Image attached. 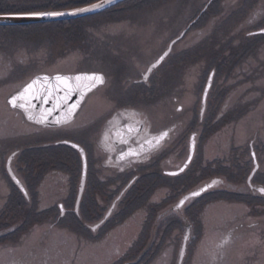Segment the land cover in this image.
I'll use <instances>...</instances> for the list:
<instances>
[{
  "label": "rangeland",
  "instance_id": "1",
  "mask_svg": "<svg viewBox=\"0 0 264 264\" xmlns=\"http://www.w3.org/2000/svg\"><path fill=\"white\" fill-rule=\"evenodd\" d=\"M141 1V4L123 9L111 8L103 14L78 18L69 26V32H55L50 29L51 26L25 32L14 26L0 27V206L5 195L8 197L6 201H9L14 200V195L19 193L18 189L14 191L3 170L7 156L17 149L24 153L26 148L53 144L60 138L59 127L30 124L7 101L12 92L40 73L100 72L104 75V83L86 97L90 115L101 116L107 106H114L109 95L117 99L118 91L121 97L128 99L124 101L145 108L152 116L154 125H159L162 123L160 117H164L170 107L174 108L177 104L170 106L171 99L165 98L168 91L178 95V102L189 109L196 108L194 118L199 119L202 89L210 70L216 66L219 71L216 70L218 75H214L211 97L219 92L223 95L217 112L224 113L218 114L211 131L198 135L202 142L198 144V156L191 173L194 171L199 175L204 169L206 175L221 173L218 174L221 181L230 183L232 190L237 191L235 186L241 187L242 184L241 188L245 189L247 182L242 179H246L253 168L251 150L258 164L257 172H264V34L252 33L264 28V0H221L219 13L210 18L205 27L196 29L198 24H195L188 30L208 32L212 38L217 35L219 42L216 43L215 51L207 49L199 53L194 49L187 56L176 48L154 72L151 81L156 82L158 79L159 85L151 96L142 87L128 88L126 76L136 74L155 60L165 50L175 32L185 31L206 0ZM247 41L258 43L248 53L244 47ZM119 46L122 49L116 52ZM183 82L186 84L181 85ZM200 82L203 86L199 92ZM166 101L167 104L163 105ZM207 102L208 105V99ZM175 116L176 113L173 118ZM202 121L194 123L198 125ZM194 123H190L188 128H195ZM41 150L43 155L36 160V170L41 168L42 163L47 161L48 164L50 161L45 154L46 149ZM175 157L179 159L178 152ZM51 158L56 160L57 156ZM58 159L64 162L68 170L50 169L52 166L45 164L48 178L41 192L43 198L49 200L48 204L56 203L58 209L59 204H64L65 214L62 216L60 209L55 212V216L59 213L62 217L56 226L52 225V218L55 217L52 216L23 231L17 242L0 244V264H82L84 259L89 261L85 264H114L128 253L139 237L140 226H144L147 221L143 219L148 217V212L139 211L150 209L149 196L144 208L137 209L123 223L113 225L114 228L105 227L104 231L110 230L106 239L88 240L86 234L94 237L101 234L103 229L96 232L90 230V234L91 212L85 215L83 207L76 211L75 203L68 200L71 192L72 196L77 194L81 173L80 156L68 151L65 154L63 152ZM21 163H18L17 156L13 162L15 171L27 178L30 172ZM17 166H22V169L19 170ZM90 167L91 163L87 159V172L92 173ZM219 167L226 170L220 171ZM196 176L189 178V181ZM179 183L172 185L177 189L181 185ZM26 188L30 194L28 186ZM84 193L87 194V191ZM227 196L219 194L204 200L190 212L186 208L184 214L187 224L183 229L177 224L170 225L179 217L175 213L162 219L154 240L157 242L160 239V248L153 254L155 256L151 261L148 259L145 262L173 264L187 230L189 236L182 264H264V201ZM85 197L90 200L89 196ZM166 197L167 193L159 191L153 199L164 202ZM15 199L19 203L17 206H21L15 207L16 211L20 210L24 214L30 210L27 204L31 205V201L24 204L18 197L15 196ZM11 216L7 220H11ZM23 218L8 221L7 226ZM74 222L86 230L70 229ZM85 222L89 223V228H86ZM168 225L170 230L166 232ZM66 226L68 228H64ZM48 227L46 231L44 228ZM73 230L80 235L83 231L86 239H80Z\"/></svg>",
  "mask_w": 264,
  "mask_h": 264
},
{
  "label": "flooded vegetation",
  "instance_id": "2",
  "mask_svg": "<svg viewBox=\"0 0 264 264\" xmlns=\"http://www.w3.org/2000/svg\"><path fill=\"white\" fill-rule=\"evenodd\" d=\"M141 2H142L141 0H127L120 3V5L115 9H123L129 7L130 5H135L136 3L139 4ZM188 27L189 25L185 30H187ZM206 36L208 38L204 39V37ZM216 37L217 35H214L212 38L210 34L208 35V32H193V31L175 32L172 35V38L168 40V44L165 47V49L169 46V44L172 43L170 54L176 48L177 50H180L182 53H186L187 56L190 55L192 52H194V49H197L199 53H204L207 51V49H209V51L211 50L215 51L217 47L216 43L219 42V39ZM209 40L211 41L210 44H208ZM120 49H122L121 46H119V48L116 49V52H119ZM152 62H150L145 69L141 68L140 70H138L136 74L134 75L129 74L128 76H126L125 82L126 84H128L127 85L128 88H136L138 86L141 89L142 87V89H145L144 92L148 93L147 95L149 96L153 95L154 91L158 90L156 89L159 85V82L157 83L158 79H156V82L152 80L153 83L151 79L153 78L154 72L162 66V63L158 67L154 68L148 76L144 77L149 65ZM201 83L202 82H200V85L198 87L199 92L203 86V84ZM185 84L186 82H183V84L181 85H185ZM204 87H205V83L202 89V94L204 91ZM212 89L214 90V85L212 86L211 84L206 97V103L203 113L201 112L202 111V95H201V104L199 109L198 120L194 118V115L196 114V108H192V110L189 109L182 102L181 103L178 102L179 101L178 95H172V93H170L171 91H168L165 98L169 99V101L171 99L170 106L174 105L175 103L177 104L174 108H172L173 106L170 107V110H168L167 114H164V117H160V121L162 123H160L159 125H154L152 116H150V114L148 113V111H146L145 108H142L139 105H135L132 102L124 101L128 99H126V97H121L122 94L118 93L117 91V95H116L117 99L116 98L112 99V96L109 95L110 97L109 99L113 100V103H115L114 106H110V107L107 106V109L103 111V114L101 116L95 117L89 114L90 108L87 106L85 99L84 102L81 104L79 110L77 111L74 119L69 124L59 127L60 138L56 142L62 144V142L64 141H71L81 145L86 151L88 163H91L90 170L93 169L92 173H90L91 171H89L87 174L85 189H84V192L85 190L87 191L86 196H89L90 200L86 201V203L83 205L81 204V200H80L77 209L75 206L76 211H78L83 207L86 212L89 213L91 212L92 214L91 217L93 219L91 218L90 225L92 226L89 229V231L91 230L93 232H96L99 231L100 229H103V232L101 234L100 233L96 234L94 237L92 235L88 236V234H86V238L88 240L92 242L95 240L99 241V239L100 240L106 239V237L109 236L110 230L107 229L104 231V228L109 226L107 222L108 218L106 217L105 214L110 210L112 204H114V207L111 212L112 215V213L115 211L117 207V204L122 200L123 197H125L132 190V188L138 187L142 191L145 190L144 194L149 195L151 193L149 195L151 201L150 209L147 210V208H145L144 210L139 212L146 211L148 212V216L151 212H153L154 213L153 216L155 217L157 215L156 211L159 212L160 210L164 209L165 207L173 203L172 199L167 200L168 197L171 198L173 196V198H177L186 191L196 187L201 181L207 179L208 177L212 178L214 177L213 175L221 174V173H212L206 175L205 172L206 169L201 171L199 175L197 173H194V171L191 173L195 159H197L198 156V148H199L198 144L202 142L201 136L199 137L198 135L200 134V132L206 133L211 131L210 129L213 128L212 127L214 126L213 123H215V121L217 120L218 114L224 113V111L217 112L221 104L220 100H222L223 95L219 92L215 94L214 97L212 98L211 97ZM209 92H210V97H208ZM128 95L129 94H127V96ZM123 96H126V94H123ZM207 99L209 101L208 105H207L208 103ZM210 101H212V104ZM165 104H167V101L163 105ZM205 112H207L206 114L208 116V120L206 121V123L202 121L203 123L195 125L194 123L195 121L200 122L203 119ZM174 113H176L177 116L173 118ZM161 114L163 115V113ZM190 123H194L195 128L193 127L191 129L188 128V125ZM128 125L132 126L134 129H138V131L128 132L126 127ZM117 131L120 132L121 134L120 136L116 135ZM106 132L108 133L107 137L105 136ZM165 132H167L168 135L163 137L160 140V142L157 143L156 139L154 138L160 137L161 133H165ZM121 136L123 137L124 140L127 141V143L121 142ZM149 140L152 141L151 144L146 143V141ZM191 141L194 142V151L190 163L182 173L178 175H171L169 173L170 171L181 168L182 165L188 159L190 153ZM64 145L78 153V151L75 150L73 147L66 144ZM129 149H132L134 152L138 153V155H123L125 153H128ZM22 152L23 151L18 149L14 150L7 156V158L11 154H14L10 163L11 168L18 176L19 180H21L26 187L27 186L25 183L26 177L24 178L22 177V175H18L17 171H15L16 165H13V162L15 161L16 157ZM177 152L179 154V159L176 160L175 155ZM250 156L253 161V156L251 151H250ZM6 160L3 170L4 172H6V175L8 176L7 179L10 180V182H12L6 170ZM218 170L224 171L226 169L219 167ZM192 176H196L197 178L195 177L196 179L193 178L194 180L189 181L190 179H192L191 178ZM47 178L48 175L44 174L39 179L40 180V182L38 183L39 189L37 188L38 201L36 206L38 210L56 206V204L53 205V203L48 204L49 200L48 199L45 200L43 198V193L41 192L42 185ZM61 179L65 180L63 177H61ZM246 179H242V180L245 182ZM183 181H186L188 183L184 184ZM175 182L178 183L180 182L179 184H181V185L176 184V186L179 185V188L176 187L177 189H175L174 188L175 186L172 185ZM12 184L14 183L12 182ZM243 185L244 184H242V186ZM244 187L245 189H242V191L214 190L212 191V193L213 194L232 193V195L246 196L250 200L259 199L264 201V194L259 191L260 188L264 187V172L263 173L256 172L255 175L251 178V182L246 183V186ZM17 189L19 192L18 195H22L25 199H27L26 202L29 203V197H30L29 192H28L29 194L28 197H26L18 187ZM173 189H175V191H173ZM159 191L160 192L164 191L165 194L167 193L168 197L165 198L166 202L164 198H163L164 202L161 201L157 202L156 199H153L154 196L158 195ZM6 197L7 195H5V200L2 202L0 207H3L5 211H9L12 209L13 205L8 204V199L6 201ZM75 200H76V196H75ZM15 206L16 208H21V206H17V205ZM27 206L31 207V205L29 204H27ZM96 215L97 217H95ZM144 220L146 219H143V221ZM179 222L182 225V229L184 225L187 224L184 223L183 220H180ZM72 224L73 225L69 227L70 229L77 228L75 222ZM84 224L86 228H89L88 222H85ZM11 225L13 228V224ZM146 225H148L147 221L146 224H144V226H140L141 229L140 233ZM152 225L153 222H150L148 227H151ZM8 228H9L8 226L2 227L0 232H2L3 230L7 231ZM64 228H68V227L66 226ZM79 229L86 230L83 229V227H79ZM74 234L76 236H79V238L82 240H84L85 238L84 234L81 233L80 235L78 231L77 232L74 231ZM148 235H149V230H148ZM147 240L148 237L146 238L143 247L138 251L135 257L123 261L122 264L128 261L135 260L136 257L139 255V253L146 246ZM153 243L154 241L152 242V245ZM152 245L141 257V259L143 257H145L146 259L143 260V262L141 263H140L141 261L140 259L136 264L138 263L149 264V262H145V261H147L148 259H150L151 261L155 256L153 255L155 252H151V253L148 252L151 249ZM176 260L174 261L173 264H176ZM85 262L87 263L89 261L87 259H84L82 261V264H85Z\"/></svg>",
  "mask_w": 264,
  "mask_h": 264
},
{
  "label": "water",
  "instance_id": "3",
  "mask_svg": "<svg viewBox=\"0 0 264 264\" xmlns=\"http://www.w3.org/2000/svg\"><path fill=\"white\" fill-rule=\"evenodd\" d=\"M120 0H113L112 3H106L104 4L103 7L99 8H91L89 11L86 12H79L76 14H71L74 9L77 8H88L92 4L100 3L102 0H96L91 3L75 7V8H70V9H65V10H44V11H55V12H63L65 13L64 15H59V16H19V15H13V13H0V26H23V25H30V24H39V23H49V22H56V21H65V20H71V19H77L80 17L88 16L90 14H94L96 12L102 11L103 9L113 5L114 3L118 2ZM17 13V12H15ZM256 33H264V28L256 31ZM171 45L148 67L146 74L144 77L148 76L150 72L156 68L163 60L164 58L169 54L171 50ZM162 58V59H161ZM155 65V67H153ZM82 73H97L100 74L104 77L102 73L99 72H79V73H55L52 75L46 74V73H41L35 75L29 82H31L35 77L37 76H48L50 79L45 82L41 81L39 84L35 85L33 89H31L28 93L25 94L23 99H18L16 104L14 105L11 103L12 98L14 96H18V94L24 89V87L29 83H26L23 87H21L18 91L14 92L11 94L7 101L12 108H17L19 109L22 114L24 119L34 125L41 126V127H58L65 125L67 123H70L77 111L79 110L81 104L84 102L86 97L93 92L95 89H97L99 86L102 84H96L95 87H92L91 90H89V84L90 82L88 80H81L79 83L80 88L79 90H75L72 92H66L63 88V85L60 84L58 81L55 79H52L55 77L57 74L61 76H66V77H75L76 75L82 74ZM213 71L210 72L203 96H202V112L204 110V105L206 101V96L207 92L210 88L211 82H212V77H213ZM105 81V78H104ZM71 83L76 84V81H71ZM20 104H24V107H20ZM76 105L75 108H72L71 111H69L70 106ZM52 109L51 113L49 114L48 110ZM29 114H31L34 119H29ZM57 120L60 121V123H57ZM42 121V122H41ZM68 145L78 149L81 155V160H82V172H81V178H80V184L78 188V194L76 198V209L79 204V201L81 199V195L83 193L84 185H85V179H86V173H87V160H86V154L84 149L79 146L78 144L72 143V142H66ZM194 151V142L191 141L190 143V153L188 156V159L186 162L182 165L181 168L170 171V174H179L182 171L185 170V168L188 166L192 159ZM14 154H11L6 163V168L7 171L14 181V183L21 189V191L26 194V189L23 186V184L20 182V180L16 177V175L13 173L11 167H10V162ZM252 156L254 158V168L252 169L251 173L249 174L247 178V182L250 183V180L255 173V171L258 168V164L254 155V152L252 151ZM213 180L219 181L217 184H212ZM208 185H211V187H208ZM237 191L242 190L240 186H235ZM264 188V187H263ZM203 189V191H201ZM261 189V188H260ZM214 190H227V191H232L230 183L226 182L225 180L221 181V176H214L212 178H207L203 181H201L196 187L188 190L185 192L178 200L175 202L171 203L164 209L160 210L154 221L153 225L150 228V233L149 237L146 243V246L143 248V250L139 253V255L136 257L135 260L133 261H128L125 262L124 264H136L141 257L144 255V253L150 248L152 245V242L155 240V233L157 230V227L162 219L165 217L172 215V214H177L180 220H183L184 223H187L186 221V216L184 214L185 208L196 198L200 197L201 195L214 191ZM199 193L198 195L193 196L192 193ZM264 193V192H261ZM187 197V199H185ZM184 200V204L180 207L177 208L176 205L181 201ZM114 205L110 208L108 213L106 214V217H108L112 211ZM189 232L185 230L180 250L178 252V259H177V264H182L185 252H186V247H187V240H188Z\"/></svg>",
  "mask_w": 264,
  "mask_h": 264
},
{
  "label": "trees",
  "instance_id": "4",
  "mask_svg": "<svg viewBox=\"0 0 264 264\" xmlns=\"http://www.w3.org/2000/svg\"><path fill=\"white\" fill-rule=\"evenodd\" d=\"M92 1H95V0H0V13L61 10V9L73 8V7H76V6L85 4V3H89ZM207 2H208L207 7L203 11H201L203 7L199 9L198 12L195 14L196 16L192 19V21H190L191 23H190L189 30L191 29V27H194L195 24H198V26H195V27H198L196 29H202L203 27L206 26L210 18H212L213 16H216L219 13L221 0H206V3ZM206 3H204V5ZM135 5H137V3ZM107 11L108 10L101 11L99 14L106 13ZM99 14H96V15H99ZM91 16H94V15H91ZM87 17H90V16H87ZM87 17H84V18H87ZM77 20L79 19L67 20V21H56V22H50V23H39V24H31V25H23V26H14V27L18 28L22 32H25L30 29H40V28H45V27L47 28L48 26H51L50 29H52L55 32H69L70 31L69 26H71V24L73 22H76ZM2 28H6V27H2ZM257 44H258L257 42L251 43L247 41V43L244 45V47H246V53L252 51L257 46ZM213 69L215 70V76H217L218 75L217 71L219 70H217L216 66L213 67ZM207 120H208V116L206 114L203 117L204 123H206ZM223 121L225 120H221V122ZM219 125H221V123ZM41 149H46L45 154L48 157V159H50V161H48V164H47V161L42 163L41 168L38 169L39 170L38 171L36 170L35 165L37 164L36 160L38 159V157L43 155L41 153L43 150ZM68 151L73 152L74 155L75 153H77L74 150H71V148H68L62 144H47L44 146L26 148L24 153H21L18 155V163L20 162L24 163L25 170H29L30 172L29 176L26 178V185L30 189L29 201H31V207H30V210L28 212H24V214L20 210L16 211L15 205H19V203L16 202L15 196L20 199L19 201L23 202L24 204H27L26 199L22 195L18 196V194H16L14 195V200L12 199L11 201L10 200L8 201V204L13 205L12 209L9 211H5L4 208L0 210V230L2 227H6L8 225L9 223L8 221H11L13 219H18L19 217L24 216V218L20 222L13 224V228L11 225L7 231L3 230L2 232H0V244L17 242L23 231L28 230L31 226L41 224L43 221L52 218V216H55V212L59 210L57 206H52V207H49L46 209H40V210L36 208L37 201H38L37 200V186H38V183L40 182L39 179L41 178V176L47 173L48 169L45 168L44 166L45 164L52 166V168L50 169L68 170L64 162L62 163L60 159H58L59 156H62L63 152L65 154V153H68ZM23 155H25L24 158L22 157ZM52 156H57L56 160H52L51 158ZM51 161H54L55 164L52 163ZM17 167L19 168V170L22 169V166L21 167L17 166ZM37 167L39 168V165ZM12 186L15 188L14 191H17V187H15V185L13 184ZM144 191L145 190L142 191L138 187L132 188V190L125 197L122 198V200L118 204L117 210L107 220V222L110 223L109 225L110 228L113 225L115 226L117 224L122 223L126 218L131 216V214L134 213L137 209L144 208V204L148 202V198H149L148 197L149 195L144 194ZM219 194L223 197H225L226 195H229L227 196L228 198L243 197L245 199H248L246 196L232 195L229 193H215V194L212 193V194L205 195L201 198H198L192 203H190L189 206H187V212L188 211L190 212V210L194 206L199 205L200 202L203 203L204 200L206 201L210 198H214V196H217ZM85 195L86 194L84 193L81 199L82 205L85 204L86 201L88 200V198L85 197ZM171 199L173 201L175 200V198H171ZM68 200L73 203L75 201V194L74 196H72V192H71ZM84 212H85V215H87L85 210ZM153 215L154 213L151 212L149 216L147 217L146 220H147L148 225L150 224V222H153V217H154ZM10 216H11V220H7V218ZM95 217H97V215ZM4 218H6V220H4ZM52 219L54 220L52 222V225H57L58 222L62 219V217L60 218V215L58 213V216L56 215ZM179 221L180 220L177 218V220H174L170 225L177 224L182 229V225L180 224ZM148 225H146L143 228V230L139 234V237L133 242V245L128 249V253L123 255L121 258L117 259L114 262V264H122L123 261L135 257L138 251L143 247L145 240L148 237V228H149ZM170 225L166 227L165 229L166 232L170 230L168 229L170 228ZM77 228L79 227L77 226ZM44 229L48 231L49 227L44 228ZM81 232L83 234V231ZM160 245L161 244H160V239H159L157 242L155 241L153 243L151 249L148 252L156 253L157 250L160 248L159 247ZM128 255L131 257L127 258L126 256ZM145 259L146 258L143 257L140 263L143 262V260Z\"/></svg>",
  "mask_w": 264,
  "mask_h": 264
},
{
  "label": "snow or ice",
  "instance_id": "5",
  "mask_svg": "<svg viewBox=\"0 0 264 264\" xmlns=\"http://www.w3.org/2000/svg\"><path fill=\"white\" fill-rule=\"evenodd\" d=\"M113 0H102V2L100 3H96V4H92L90 5V7L88 8H77L74 9L72 11L71 14H76L79 12H86L89 11L91 8H99V7H103L104 4L106 3H112ZM65 13L63 12H55V11H24V12H17V13H13V15H19V16H59V15H64ZM162 59V58H161ZM153 67H155V65H153ZM50 78L48 76H37L35 77L31 82H29L24 89L18 94V96H14L12 98L11 103H13L14 105L16 104L18 99H23L25 94L28 93L31 89L34 88L35 85L39 84L41 81H45L47 82ZM52 79H55L56 81H58L60 84L63 85V88L66 92H72L75 90H79L80 85L78 82H80L81 80H88L90 82L89 84V90H91L92 87H95L96 84H103L104 83V77L100 74L97 73H92V74H88V73H82L79 75H76L75 77H66V76H61L59 74H57L55 77H53ZM76 81V84L71 83V81ZM20 107H24V104H20ZM76 105H72L70 106L69 111H71L72 108H75ZM52 109H49L48 112L49 114L51 113ZM29 119H34V117L29 114ZM42 122V121H41ZM57 123H60L59 120H57ZM127 127V131L128 132H133V131H138V129H134L132 126L128 125ZM117 136H120V132L117 131L116 133ZM168 133H161L160 137L154 138L156 139V142L159 143L160 140L167 136ZM105 136H108V133H105ZM121 142L123 143H127L126 140L123 139V137L121 136ZM146 143L151 144L152 141H146ZM142 147V146H141ZM123 155H138V153L134 152L132 149H129L128 153H125ZM219 183V181L217 180H213L212 184H217ZM208 187H211V185H208ZM201 191H203V189H201ZM260 192H264V188L259 189ZM199 193H192L193 196L198 195ZM187 199V197L185 198ZM184 204V200H181L176 207L180 208L182 205Z\"/></svg>",
  "mask_w": 264,
  "mask_h": 264
},
{
  "label": "bare ground",
  "instance_id": "6",
  "mask_svg": "<svg viewBox=\"0 0 264 264\" xmlns=\"http://www.w3.org/2000/svg\"><path fill=\"white\" fill-rule=\"evenodd\" d=\"M1 27H4V26H1Z\"/></svg>",
  "mask_w": 264,
  "mask_h": 264
}]
</instances>
